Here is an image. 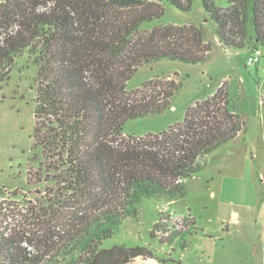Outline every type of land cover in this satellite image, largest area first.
Listing matches in <instances>:
<instances>
[{
    "label": "trees",
    "instance_id": "1",
    "mask_svg": "<svg viewBox=\"0 0 264 264\" xmlns=\"http://www.w3.org/2000/svg\"><path fill=\"white\" fill-rule=\"evenodd\" d=\"M185 1L0 4V90L17 58L25 52L34 56L38 77L32 151L38 176L45 175L54 191L47 207L35 213V230L0 226V264L166 262L146 246L108 244L127 219L138 216L142 200L184 195L182 180L200 170L198 160L243 129L222 85L188 108L182 123L157 134L125 135L130 120L171 108L181 88L172 80H151L129 92L139 68L163 59L197 64L211 52L202 31L193 26L143 30L164 15V3L190 11L193 0ZM199 1L223 46L245 49L235 40L234 27L241 34L247 26L264 46V0ZM162 229L168 235L160 244L168 247L190 232L178 224Z\"/></svg>",
    "mask_w": 264,
    "mask_h": 264
},
{
    "label": "rangeland",
    "instance_id": "2",
    "mask_svg": "<svg viewBox=\"0 0 264 264\" xmlns=\"http://www.w3.org/2000/svg\"><path fill=\"white\" fill-rule=\"evenodd\" d=\"M163 5L164 15L144 24L143 30L193 26L202 31L211 52L197 64L163 59L139 68L129 82V92L151 80H172L181 88L171 108L130 120L125 135L157 134L182 123L188 108L214 95L222 85L243 129L234 140L198 160L200 170L182 180L184 195L142 200L138 216L127 219L108 245L146 246L156 250L164 264H264V46L257 44L248 26L241 34L234 27V38L245 49L223 46L216 24L199 0H193L190 11ZM255 49L262 52L260 62L248 66V56ZM37 77L34 56L25 52L0 90V226L17 225V230H35L37 225H31L36 223L35 213L47 207L45 202L54 193L45 175L38 176L32 151ZM166 224H178L190 232L183 240L163 246L160 240L168 235L162 231ZM129 264L163 263L139 258Z\"/></svg>",
    "mask_w": 264,
    "mask_h": 264
},
{
    "label": "built area",
    "instance_id": "3",
    "mask_svg": "<svg viewBox=\"0 0 264 264\" xmlns=\"http://www.w3.org/2000/svg\"><path fill=\"white\" fill-rule=\"evenodd\" d=\"M262 56V52L260 49H255L251 52L247 59L248 66H255L260 62V58Z\"/></svg>",
    "mask_w": 264,
    "mask_h": 264
}]
</instances>
